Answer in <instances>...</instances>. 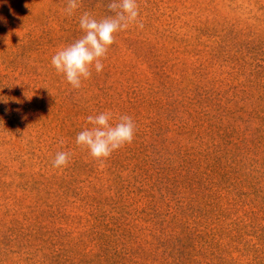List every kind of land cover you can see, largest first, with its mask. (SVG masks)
Wrapping results in <instances>:
<instances>
[{
  "label": "rangeland",
  "instance_id": "obj_1",
  "mask_svg": "<svg viewBox=\"0 0 264 264\" xmlns=\"http://www.w3.org/2000/svg\"><path fill=\"white\" fill-rule=\"evenodd\" d=\"M106 2L0 0V264H264V0H138L72 89L51 57ZM104 111L137 132L101 166Z\"/></svg>",
  "mask_w": 264,
  "mask_h": 264
},
{
  "label": "clouds",
  "instance_id": "obj_2",
  "mask_svg": "<svg viewBox=\"0 0 264 264\" xmlns=\"http://www.w3.org/2000/svg\"><path fill=\"white\" fill-rule=\"evenodd\" d=\"M81 4L82 0H65L64 14L73 16ZM106 9L109 14L100 19L87 11L80 14L78 25L83 34L51 57V66L72 89L79 90L83 81L92 77L93 69L96 73L103 71L102 61L116 42L117 33L126 31L131 25L141 30L144 27L138 0H107ZM112 121L113 114L110 111L89 115L86 122L91 127L84 128L75 138V144L87 150L101 166L113 152L130 145L137 132L136 121L129 114H121L114 123ZM59 143L63 145L65 141L60 139ZM71 157L69 151H58L52 167H67Z\"/></svg>",
  "mask_w": 264,
  "mask_h": 264
}]
</instances>
